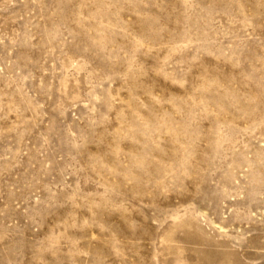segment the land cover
Segmentation results:
<instances>
[{
  "label": "rangeland",
  "instance_id": "374dc122",
  "mask_svg": "<svg viewBox=\"0 0 264 264\" xmlns=\"http://www.w3.org/2000/svg\"><path fill=\"white\" fill-rule=\"evenodd\" d=\"M0 264H264V0H0Z\"/></svg>",
  "mask_w": 264,
  "mask_h": 264
}]
</instances>
